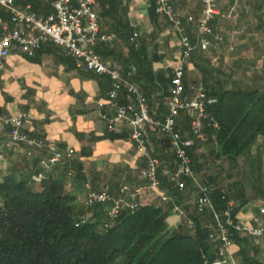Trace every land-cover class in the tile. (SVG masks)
<instances>
[{
  "label": "crops",
  "instance_id": "1",
  "mask_svg": "<svg viewBox=\"0 0 264 264\" xmlns=\"http://www.w3.org/2000/svg\"><path fill=\"white\" fill-rule=\"evenodd\" d=\"M55 1L16 0V5L22 11L48 18L54 14ZM217 1L221 16L212 26L224 41L215 44L209 52L196 51L187 64L185 83L189 98L195 96L196 87H204V69H215L206 82L212 92L222 82L231 90L235 84L243 88L246 81L251 83V77L264 76V0ZM171 3L184 22L186 34L194 44L198 43L202 0H171ZM95 10L99 16L100 35L115 36L111 42H98L97 54L124 77L135 74V84L146 96L152 110L163 107L171 90L170 82L179 64L181 49L179 36L172 25L156 14V1L97 0ZM11 27L9 11L0 7V35ZM135 35L138 38L134 43ZM111 89L109 77L78 66L75 59L52 42L44 44L33 56L14 45L0 73V141L11 130L5 120L25 112L30 118L24 132L44 140L51 147L74 150V158L83 165L87 180L95 179L96 188L100 189L108 180H121L122 187L145 186L146 181L140 173L146 162L130 141V130L125 126L116 132L108 130L109 120L116 113L110 97ZM130 102L125 96L118 101L121 105ZM186 127L182 119L179 120V128H185L182 135L192 140ZM149 140L155 150L162 146L165 138L151 130ZM210 150L211 147L205 144L199 154L207 157ZM42 155L36 150L29 157L24 147L5 148L3 160H0V175L23 162H37ZM207 166L210 171L214 170ZM62 170L61 164L52 173L58 175ZM163 171L164 175L169 172L167 168ZM70 187L79 203H84L90 185L81 184L78 188L70 183ZM160 193L168 196L170 191L168 188L167 192L158 193L146 190L139 201L162 205ZM195 200L188 192L177 201L191 211ZM263 211V202L251 203L239 212L237 219L251 224ZM246 258L264 264V236L256 241L233 243L230 264H248Z\"/></svg>",
  "mask_w": 264,
  "mask_h": 264
},
{
  "label": "trees",
  "instance_id": "2",
  "mask_svg": "<svg viewBox=\"0 0 264 264\" xmlns=\"http://www.w3.org/2000/svg\"><path fill=\"white\" fill-rule=\"evenodd\" d=\"M212 72L214 68L203 70L202 87L208 98L203 120L206 141L194 136L193 117L188 112L182 111L177 117L176 130L181 133L185 129L179 128L182 119L193 140L188 148L192 168L209 188L213 209L199 213L195 202L194 209H186L181 223L173 228L166 222L173 214L171 203L140 201L138 209H124L113 220L109 205L88 208V195L84 203H79L70 183L78 188L88 184V192L109 187L111 194L118 197L123 181L108 180L98 189L95 179L88 181L83 165L74 158L46 171L42 183L36 184L31 178L42 172L40 161L48 154L40 151L43 155L37 162H23L0 175V264H213L219 258L220 246L212 238L215 215L231 209L237 222L243 208L264 203V76L251 77V83L246 81L243 88L235 84L231 90L222 82L212 92L206 83ZM128 78L135 83V74ZM172 79L173 76L170 88ZM184 84L187 89L185 78ZM170 94L171 90L167 98ZM167 112L166 102L157 109L161 120ZM163 137L162 146L155 148V157L161 161V191L167 192L168 188V196L176 201L188 192L195 199L197 190L192 182H187L185 194L179 193L171 182L179 165L170 139ZM205 144L211 147L207 157L199 154ZM61 164V174H53ZM207 165L214 170L210 171ZM189 220L194 222V229L189 228ZM248 240L253 239L232 231L233 243ZM247 260L248 264H260Z\"/></svg>",
  "mask_w": 264,
  "mask_h": 264
},
{
  "label": "built area",
  "instance_id": "3",
  "mask_svg": "<svg viewBox=\"0 0 264 264\" xmlns=\"http://www.w3.org/2000/svg\"><path fill=\"white\" fill-rule=\"evenodd\" d=\"M156 12L167 18L174 31L179 36L181 57L179 64L173 71L171 94L166 100L168 112L161 120L156 110H152L146 96L140 88L128 77H124L117 69L105 64L96 52L98 42H111L115 36L100 35L99 16L95 10L97 0H56L54 14L48 18H40L35 14L20 10L16 0H0V7L9 11L11 15V28H6L0 35V73L4 69L5 61L12 54L14 45L28 56L44 44L52 42L62 48L65 53L75 59L78 66L85 67L96 75L107 76L112 81L110 97L115 116L109 120L108 130L116 132L121 126L130 130V141L135 145L138 154L145 160L146 166L141 170V177L146 181L145 186H123L120 196L111 194L106 187L101 192L90 191L86 205L92 208L95 205H109V216L117 219L124 209L135 211L140 206V198L146 190L154 193L161 191L162 182L159 177L161 161L155 157V150L150 144L149 133L155 130L170 139L172 150L178 162V169L172 173L171 182L181 194L188 190L187 182H192L197 190L195 197L199 213L213 209L210 190L205 186L192 168V159L188 148L193 140L184 137L176 130V119L182 111L193 117L192 131L194 136L205 140L203 134V120L206 118L207 94L202 86L196 87V94L189 98L184 84L187 64L192 60L196 51L209 52L215 44H222L224 39L214 32L212 23L221 16L217 0H202V15L198 23V43L194 44L186 34L181 16L176 12L171 0H155ZM138 35L132 39L136 41ZM121 96L127 97L130 102L126 105L118 103ZM29 114L19 112L16 116L5 120L11 127L7 137L0 141V160H3L4 149L11 147H24L27 156L31 157L34 151H47L42 158L40 166L42 172L32 176V182L39 184L45 179V172L56 167L65 160H73L74 150H61L49 146L44 140L31 137L24 132ZM218 128L217 124H214ZM163 202L171 203L173 214L183 217L186 209L178 204L173 197L160 193ZM189 228L194 229L192 220L188 221ZM213 240L219 243V258L213 264H230L232 231L244 233L253 240L264 236V211L256 217L251 224L235 221L231 209L222 215H215V225L211 227Z\"/></svg>",
  "mask_w": 264,
  "mask_h": 264
},
{
  "label": "rangeland",
  "instance_id": "4",
  "mask_svg": "<svg viewBox=\"0 0 264 264\" xmlns=\"http://www.w3.org/2000/svg\"><path fill=\"white\" fill-rule=\"evenodd\" d=\"M167 224L170 226V227H175L179 224L180 222V217L176 214H172L170 215L167 220H166Z\"/></svg>",
  "mask_w": 264,
  "mask_h": 264
}]
</instances>
